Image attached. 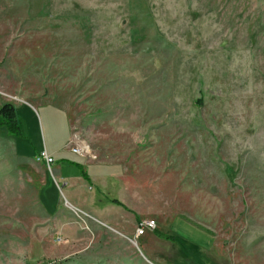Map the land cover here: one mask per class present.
<instances>
[{"label": "rangeland", "instance_id": "obj_1", "mask_svg": "<svg viewBox=\"0 0 264 264\" xmlns=\"http://www.w3.org/2000/svg\"><path fill=\"white\" fill-rule=\"evenodd\" d=\"M5 103L39 127L0 126V264H156L136 243L36 261L40 171L11 147L40 152L48 103L59 141L66 113L86 157L151 189L152 219L210 237L207 264H264V0H0Z\"/></svg>", "mask_w": 264, "mask_h": 264}, {"label": "crops", "instance_id": "obj_2", "mask_svg": "<svg viewBox=\"0 0 264 264\" xmlns=\"http://www.w3.org/2000/svg\"><path fill=\"white\" fill-rule=\"evenodd\" d=\"M32 106L40 111L39 104ZM21 108L25 115L16 111L18 115L24 120L28 115L29 121L39 127L36 114L28 106ZM44 108V117L40 112L41 125L44 130L48 126L50 140L38 149L40 152L18 155L16 143L11 147L16 157L34 162L37 172L40 171L36 198L43 217L37 218L35 234L31 235L38 252L34 256L36 261L104 258L105 250L110 247L121 245V249L131 251L130 244L136 243L143 256L156 264H178L180 258H185L186 264L196 263L197 259L207 264L205 252L212 242L210 237L185 221L168 224L160 215V219L154 218L157 221L154 230L147 229L144 235H137L136 227L142 219L158 216L151 189L149 195L146 191L140 193L135 175L118 164L98 163L74 153L72 148L76 145L68 115L63 111L62 124L66 131L59 141L52 119L53 113L61 111L49 103ZM45 150L54 159L50 165L40 157ZM144 203L146 207L142 206ZM159 232L173 234L177 239L169 241ZM58 236L68 241L59 243ZM197 244L204 248L201 252L191 249Z\"/></svg>", "mask_w": 264, "mask_h": 264}, {"label": "trees", "instance_id": "obj_3", "mask_svg": "<svg viewBox=\"0 0 264 264\" xmlns=\"http://www.w3.org/2000/svg\"><path fill=\"white\" fill-rule=\"evenodd\" d=\"M199 102L201 103V101ZM18 121L15 106L12 103H5L0 109V126H6L11 134L16 135L21 133V127ZM115 202L118 204L121 203L119 200H115ZM158 234L169 241H176L177 239L173 234L167 235L162 232Z\"/></svg>", "mask_w": 264, "mask_h": 264}, {"label": "built area", "instance_id": "obj_4", "mask_svg": "<svg viewBox=\"0 0 264 264\" xmlns=\"http://www.w3.org/2000/svg\"><path fill=\"white\" fill-rule=\"evenodd\" d=\"M72 151L76 154H79V155L86 157L87 152H88V147L76 145L72 148ZM40 157L42 159L46 160L49 165L54 162V159L52 158V156L50 154H48V152L46 150L42 151V153L40 154ZM156 227H157V221L155 219L145 218V219H142L138 223V225L136 227V232H137V235H144L147 229L154 230ZM56 241L59 243H62V242H67L68 239H65L63 237L58 236L56 238Z\"/></svg>", "mask_w": 264, "mask_h": 264}]
</instances>
